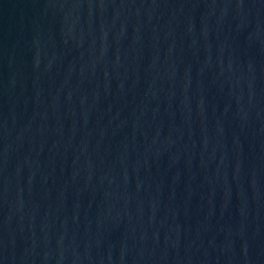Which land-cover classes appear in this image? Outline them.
<instances>
[{"label":"water","instance_id":"water-1","mask_svg":"<svg viewBox=\"0 0 264 264\" xmlns=\"http://www.w3.org/2000/svg\"><path fill=\"white\" fill-rule=\"evenodd\" d=\"M0 264H264V0H0Z\"/></svg>","mask_w":264,"mask_h":264}]
</instances>
